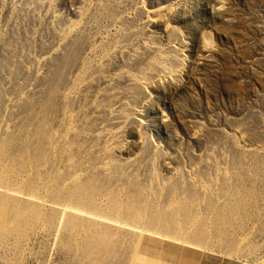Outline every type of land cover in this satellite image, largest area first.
<instances>
[{
	"label": "rangeland",
	"instance_id": "1",
	"mask_svg": "<svg viewBox=\"0 0 264 264\" xmlns=\"http://www.w3.org/2000/svg\"><path fill=\"white\" fill-rule=\"evenodd\" d=\"M145 256L264 264V0H0V264Z\"/></svg>",
	"mask_w": 264,
	"mask_h": 264
},
{
	"label": "crops",
	"instance_id": "2",
	"mask_svg": "<svg viewBox=\"0 0 264 264\" xmlns=\"http://www.w3.org/2000/svg\"><path fill=\"white\" fill-rule=\"evenodd\" d=\"M145 258V260L147 259L151 264H160V262L162 261L161 259H160V256H158V257H154V258H151V259H149V258H147L146 256L144 257ZM221 264H238V263H235V262H230V261H224L223 263H221Z\"/></svg>",
	"mask_w": 264,
	"mask_h": 264
}]
</instances>
